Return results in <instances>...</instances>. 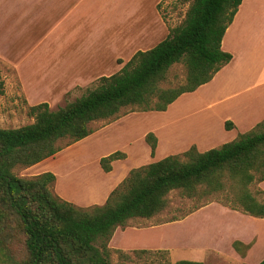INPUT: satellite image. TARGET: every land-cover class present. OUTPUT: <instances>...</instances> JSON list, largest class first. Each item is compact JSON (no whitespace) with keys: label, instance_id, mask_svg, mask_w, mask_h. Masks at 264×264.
Returning a JSON list of instances; mask_svg holds the SVG:
<instances>
[{"label":"trees","instance_id":"16d2710c","mask_svg":"<svg viewBox=\"0 0 264 264\" xmlns=\"http://www.w3.org/2000/svg\"><path fill=\"white\" fill-rule=\"evenodd\" d=\"M243 0H190L180 25L155 47L138 51L123 68L102 76L86 94L57 110L43 102L30 107L34 122L19 128L0 126V252L18 234L25 256L16 264H111L109 243L117 228L134 218H152L169 205L174 190L187 197L226 193L235 210L264 218V200L252 191L264 181V121L233 141L205 152L192 145L182 154L169 155L130 170L103 205L80 207L54 191L56 175L44 172L20 177L17 167H31L56 155L59 142L72 143L94 133L91 123L117 118L126 107L138 111H166L181 95L210 82L233 58L222 49L228 27ZM183 62L186 81L164 88L173 65ZM5 92L0 64V98ZM227 129L233 127L226 121ZM152 157L158 147L154 132L145 136ZM127 154L113 152L100 159L105 172ZM249 248L234 242V247ZM123 259L129 254L116 250ZM167 250H135L166 254ZM5 255V254H3ZM161 264H206L179 260ZM264 264V259L259 263Z\"/></svg>","mask_w":264,"mask_h":264},{"label":"rangeland","instance_id":"374dc122","mask_svg":"<svg viewBox=\"0 0 264 264\" xmlns=\"http://www.w3.org/2000/svg\"><path fill=\"white\" fill-rule=\"evenodd\" d=\"M91 1L92 5L98 3V9L93 7L92 10H84V16L89 12L91 21L84 24L83 33L77 41L67 44L66 55L62 53L59 60L52 38L45 40L50 31L48 21L41 17L35 21L25 18L19 19V23L14 22L11 20L12 0H0V53L2 78L5 82V92L0 98L1 127L19 128L33 123L34 118L29 112L31 106L47 102L51 109L57 110L93 89L100 78L93 75L99 72L116 73L118 65L115 61L112 63L113 56L117 53L126 56L125 53H128L122 46L126 8L131 7L130 13L139 12L151 16L153 11L156 12L159 0ZM161 3L164 19L168 27H171L183 22L190 0H161ZM162 36L141 43V49L153 48L164 39ZM94 55H104L108 58V64L89 67L86 66L88 63H82L86 57ZM12 60L20 64V77L23 80L13 69L6 67ZM48 68L60 69L62 73L68 74L53 77L58 83L39 80V70ZM78 73H87L91 82L84 86H66L76 79ZM186 76L185 64L177 63L169 70L167 79L161 85L164 88L178 86L186 81ZM155 115V112L142 113L135 107H126L117 118L92 122V136L54 162L63 175L67 174L71 178L70 181L67 178L61 182L62 187L69 191L77 190L73 194L79 195L91 179L97 182L108 181L107 177L100 174V165L96 160L116 151L131 153L129 160L117 161L116 173L122 172L120 169L123 167L136 168L178 153V150L170 151L168 146H162L159 153L155 154V159H152L151 148L144 133L152 132L156 126L159 119ZM243 128L237 127L230 136L235 135L236 139L246 132ZM214 133L219 138L213 141L215 145L212 148L221 146L223 143L220 142L229 138L218 127L214 128ZM194 134L206 133L201 128H195ZM77 143L69 140L59 142L63 149ZM43 167H17L14 173L29 178L37 175ZM251 189L260 200H264V181L255 182ZM243 239L247 243L252 242V247L245 249L240 246L239 250L236 249L234 242H244ZM109 247L111 264H161L183 259L206 264H259L264 259V218H255L233 209L226 202L225 192L187 197L180 190H174L169 194V205L163 212L152 218H134L118 227ZM117 249L128 253L129 258L125 260L120 257ZM141 249L167 252L134 253ZM3 254L0 252V264L19 263L25 256L21 236L16 234Z\"/></svg>","mask_w":264,"mask_h":264},{"label":"crops","instance_id":"0c3cea01","mask_svg":"<svg viewBox=\"0 0 264 264\" xmlns=\"http://www.w3.org/2000/svg\"><path fill=\"white\" fill-rule=\"evenodd\" d=\"M161 5V0H159L156 3L158 10L153 11L151 16L139 12L130 13L131 7L126 8L123 18L122 46L128 53H125L126 56L119 53L113 56L112 63L114 64L115 61L118 65L116 73L138 51H145L141 49V43L156 40L161 35L164 39L168 36L169 27L164 19ZM93 7L98 9V3L92 5L91 0H12L11 20L19 23V19L26 18L31 19L29 21H35L42 17L48 21L50 31L45 40L52 38L60 60L62 53L66 55L67 44L77 41L83 33L84 24L91 21L89 12L84 16V10H92ZM222 49L231 53L233 58L217 72L210 82L200 86L194 92L181 95L166 111L142 112H155V116L159 119L156 126L152 128V132L158 137L156 155L162 146H168L170 151L178 150L176 154L187 151L192 145H196L199 151L205 152L212 149L215 145L213 141L219 138L214 133L215 127L220 128L222 134L228 135L229 138L220 142L224 144L234 140L235 135L230 136V134H233L237 127H244L243 131L248 132L264 121V0H243L234 21L224 35ZM1 59L0 53V64L2 65ZM82 63H88L89 65L86 66L89 67L105 66L108 64V58L104 55H94L86 57ZM6 67L13 69L21 78V67L18 62L12 60L7 63ZM61 74L68 73H62L60 69L57 71L56 68L42 69L39 70L38 75L41 76L38 79L55 83L58 80L53 77L62 76ZM86 74L78 73L76 79L71 80L66 86H84L91 82V78H87L89 76ZM113 74L115 73L99 72L93 76L102 77ZM226 121L233 123L232 129L225 128ZM195 128H201L206 134H194ZM147 133L145 132L144 135L146 136ZM92 134L78 141L75 146L65 148L56 155L31 166L32 168L44 166L38 174L54 173L56 175L54 188L58 195L80 207L105 204L111 192L131 170V168L123 167L120 169L122 172L116 173V164L120 160H115L112 163V171L105 172L100 164V159L104 156L98 157L96 160L100 165L98 170L101 175L108 178V181L97 182L91 179L86 182L83 192L79 195L73 194L77 193V190L69 191L63 188L61 182L70 176L63 175L54 162L80 142L87 141ZM125 153L127 157L124 161H127L131 153L128 151ZM242 241L244 242L239 241L242 245L252 247V242L247 243L244 239Z\"/></svg>","mask_w":264,"mask_h":264}]
</instances>
